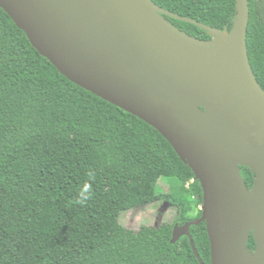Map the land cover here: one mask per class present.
<instances>
[{"label": "trees", "instance_id": "obj_1", "mask_svg": "<svg viewBox=\"0 0 264 264\" xmlns=\"http://www.w3.org/2000/svg\"><path fill=\"white\" fill-rule=\"evenodd\" d=\"M153 1L209 28L236 22L237 0ZM249 5L248 51L264 88V0ZM167 17L213 40L209 28ZM241 171L253 188L256 172ZM164 179L171 187L160 192ZM161 198L177 208L173 222H120ZM203 205L201 181L158 129L64 75L0 5V264H201L188 235L172 238ZM191 235L212 264L206 221Z\"/></svg>", "mask_w": 264, "mask_h": 264}, {"label": "water", "instance_id": "obj_2", "mask_svg": "<svg viewBox=\"0 0 264 264\" xmlns=\"http://www.w3.org/2000/svg\"><path fill=\"white\" fill-rule=\"evenodd\" d=\"M0 5L64 75L153 125L193 169L204 190L203 215L175 225L172 242L188 235L206 264L191 235L193 224L206 221L212 264H264V88L248 51L249 0H237L232 49L217 55L213 40L167 16L207 25L153 0ZM242 166L256 172L253 188Z\"/></svg>", "mask_w": 264, "mask_h": 264}, {"label": "rangeland", "instance_id": "obj_3", "mask_svg": "<svg viewBox=\"0 0 264 264\" xmlns=\"http://www.w3.org/2000/svg\"><path fill=\"white\" fill-rule=\"evenodd\" d=\"M216 55L220 53L215 51ZM171 184L167 180H161L160 192L170 190ZM177 214V208L167 198H161L154 202L146 203L138 207L123 211L119 220L126 227L139 230L142 226H159L163 223H171ZM255 254H252V258Z\"/></svg>", "mask_w": 264, "mask_h": 264}, {"label": "bare ground", "instance_id": "obj_4", "mask_svg": "<svg viewBox=\"0 0 264 264\" xmlns=\"http://www.w3.org/2000/svg\"><path fill=\"white\" fill-rule=\"evenodd\" d=\"M213 41L210 43V49L217 50L222 49L226 53H229L232 49L236 32L230 33L226 30L211 29Z\"/></svg>", "mask_w": 264, "mask_h": 264}]
</instances>
